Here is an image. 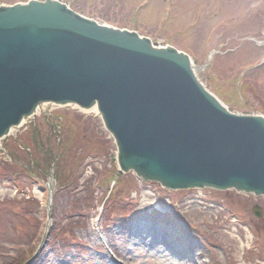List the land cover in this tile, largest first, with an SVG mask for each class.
Segmentation results:
<instances>
[{
    "label": "rangeland",
    "instance_id": "1",
    "mask_svg": "<svg viewBox=\"0 0 264 264\" xmlns=\"http://www.w3.org/2000/svg\"><path fill=\"white\" fill-rule=\"evenodd\" d=\"M15 1L26 0L0 4ZM64 1L186 52L230 110L264 115V0ZM95 113L44 103L0 141V264H264V212L250 213L264 211V195L116 176V146ZM54 123L72 146L65 186L40 150Z\"/></svg>",
    "mask_w": 264,
    "mask_h": 264
},
{
    "label": "water",
    "instance_id": "2",
    "mask_svg": "<svg viewBox=\"0 0 264 264\" xmlns=\"http://www.w3.org/2000/svg\"><path fill=\"white\" fill-rule=\"evenodd\" d=\"M43 103L95 106L118 173L264 194V115L230 110L187 53L61 0L1 3L0 140Z\"/></svg>",
    "mask_w": 264,
    "mask_h": 264
},
{
    "label": "trees",
    "instance_id": "3",
    "mask_svg": "<svg viewBox=\"0 0 264 264\" xmlns=\"http://www.w3.org/2000/svg\"><path fill=\"white\" fill-rule=\"evenodd\" d=\"M70 6L76 9L75 6H73L71 3H70ZM57 126H58V123H54L50 125L49 134L46 136H43L44 141H40V150L41 151L47 150L48 152V156L46 157L47 158V162H46L47 171L54 168V176H56V179L58 180L61 186H65V185H69V181L71 178L64 177L62 175L63 172H62L61 162H62V159L64 158H61V156L63 155V153L65 155L67 152H70L72 146L68 148V145H66V142L67 141L70 142L69 136L68 134H66V132L62 133L63 135H60V133L58 134V130L56 129ZM56 131H57V134L55 136H56L57 143L55 144L56 148H54L50 146L49 142H51L52 136H54ZM40 150H37V154L41 153Z\"/></svg>",
    "mask_w": 264,
    "mask_h": 264
},
{
    "label": "flooded vegetation",
    "instance_id": "4",
    "mask_svg": "<svg viewBox=\"0 0 264 264\" xmlns=\"http://www.w3.org/2000/svg\"><path fill=\"white\" fill-rule=\"evenodd\" d=\"M257 205V206H255ZM263 209L262 207L258 204V203H254L251 207H250V213L256 217L257 219H261L263 216ZM259 215V216H258ZM256 227H258V225H256Z\"/></svg>",
    "mask_w": 264,
    "mask_h": 264
},
{
    "label": "bare ground",
    "instance_id": "5",
    "mask_svg": "<svg viewBox=\"0 0 264 264\" xmlns=\"http://www.w3.org/2000/svg\"><path fill=\"white\" fill-rule=\"evenodd\" d=\"M91 110H95V107H92Z\"/></svg>",
    "mask_w": 264,
    "mask_h": 264
}]
</instances>
